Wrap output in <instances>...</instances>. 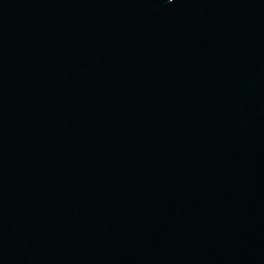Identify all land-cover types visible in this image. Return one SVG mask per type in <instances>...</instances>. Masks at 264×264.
<instances>
[{"label": "water", "instance_id": "1", "mask_svg": "<svg viewBox=\"0 0 264 264\" xmlns=\"http://www.w3.org/2000/svg\"><path fill=\"white\" fill-rule=\"evenodd\" d=\"M0 264H264V0H0Z\"/></svg>", "mask_w": 264, "mask_h": 264}]
</instances>
